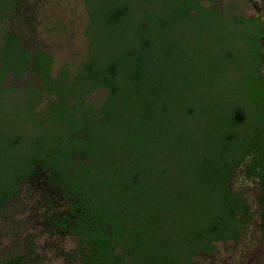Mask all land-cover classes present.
<instances>
[{
  "label": "trees",
  "instance_id": "trees-1",
  "mask_svg": "<svg viewBox=\"0 0 264 264\" xmlns=\"http://www.w3.org/2000/svg\"><path fill=\"white\" fill-rule=\"evenodd\" d=\"M24 1L13 0L4 15L5 40L16 58L6 76L26 78L25 85L37 86L38 99L27 107L38 131L30 141L22 132L8 133L2 140L6 147L20 151L13 164L0 163V215L23 192L32 203L30 210H38L43 230L72 238L74 247L62 253L64 264H194L195 256L213 255L218 243L239 241L257 214L264 237V75L260 71L264 21L260 15L230 13L247 27L242 39L250 42L254 57L252 72L246 77L248 107L236 105L222 120L233 128L223 138L224 152L216 157L204 155L202 171L184 172L179 181L185 185L178 186L165 165L161 172L166 180L149 174L154 162L145 161L148 133L141 120L155 121L157 113L152 109L138 112L132 132L125 138L130 149L124 152L132 157L130 163L104 151L110 146L106 136L119 117L114 99L126 82L140 92L147 62L144 53H151L155 38H162L178 19L223 20L228 12L204 0H171L165 18L169 20L160 14L145 17L136 25L134 37L122 42L123 46L120 42V53L111 55L110 47L116 48L120 41L115 31L123 34L127 20L133 21L132 6L113 0L98 11L91 0H84L88 12L86 59L68 85L62 83V68L53 74L52 53L31 48L20 32L5 24ZM100 27L111 36L102 39ZM7 77L3 79L5 88L22 87L6 84ZM102 88L107 89L104 100L98 105L90 103V92ZM128 89L126 99L134 95ZM42 104L46 109L40 112ZM193 113L192 107L186 109V114ZM55 119H64L65 124L58 127L65 131L47 129L46 124ZM249 122L253 123L251 138L246 132ZM185 158L182 167L190 163L191 158ZM237 169L257 188L251 200L242 189L232 187ZM190 182L197 186L190 188ZM21 242L0 252V264H29L36 246L33 235Z\"/></svg>",
  "mask_w": 264,
  "mask_h": 264
},
{
  "label": "rangeland",
  "instance_id": "rangeland-1",
  "mask_svg": "<svg viewBox=\"0 0 264 264\" xmlns=\"http://www.w3.org/2000/svg\"><path fill=\"white\" fill-rule=\"evenodd\" d=\"M112 1L91 0V6L101 11L104 5L108 7ZM121 1L130 3L134 17L132 22L127 20L123 34L115 31L120 41H117L116 48L110 47L111 55L120 53V42L122 45V42L131 40L136 25L145 17L160 14L165 19L169 16V6L173 4L171 0ZM204 1L209 6L215 5L220 11L228 12L226 17L223 20L206 17L178 19L162 38L155 32L157 37L153 51L144 53L147 62L140 92L131 82L124 83L123 92L114 99V110L119 117L116 127L110 129L106 136L110 146H103L104 151H110L114 159L130 163L133 159L124 152L130 149L125 138L132 132L138 112L144 113L146 108L154 110L157 113L155 121L141 120V124H144L141 127L148 133L145 161L154 162L149 174L166 180L167 175L161 172L165 165L169 168L170 178L178 186L185 185L179 181L184 172L202 171L200 160L204 155L216 157L224 152L223 138L233 128L222 124V120L233 113L236 105L245 104L248 107L246 77L252 72L254 57L250 42L242 39L247 27L230 13L260 15L264 21V0ZM11 2L13 0H0V163L6 160L8 164L17 160L16 154L20 149L6 147L2 141L6 140V135L22 132L28 135L27 141H30L38 131L33 112L27 107L38 99L34 89L37 86L25 85L26 78L6 76L8 67L16 64L12 48L6 43L3 26L4 15ZM87 21L84 0H26L15 15L6 18L5 24L8 29L20 32L31 48L52 53L53 74L62 68L65 72L62 83L69 85L74 82L75 74L79 73L83 59H86ZM99 29L102 39L111 36L107 35L104 27ZM150 54H153V61H150ZM4 77H7L6 84L22 87L16 90L5 88ZM128 88H132L134 95L126 99ZM106 95L107 89L102 88L90 92L87 98L90 103L98 105ZM188 107L194 109L193 114H186ZM44 109L43 104L38 107L40 112ZM63 120L50 121L46 124L47 129L56 133L65 131L58 127L65 124ZM249 123L246 132L251 138L253 123ZM186 156L192 161L187 160L190 163L182 167ZM250 183L249 179L241 176L239 169L233 174L232 187L242 189L249 200L257 191L256 186ZM190 184V188L197 186L192 182ZM31 205V201L21 192L0 215V252L5 248L10 249L13 242L20 244L22 238L33 235L36 246L35 253L29 256V264H64L62 253L74 247L72 238L43 230L38 210L31 211ZM259 221L260 215L257 214L239 241L218 243L213 255L195 256L194 264H264V237ZM36 254H40V257Z\"/></svg>",
  "mask_w": 264,
  "mask_h": 264
},
{
  "label": "flooded vegetation",
  "instance_id": "flooded-vegetation-1",
  "mask_svg": "<svg viewBox=\"0 0 264 264\" xmlns=\"http://www.w3.org/2000/svg\"><path fill=\"white\" fill-rule=\"evenodd\" d=\"M262 44H263V48H264V36L262 39ZM262 48V61H261V66H260V71L262 72V68L264 67V50ZM262 74L264 75V73L262 72Z\"/></svg>",
  "mask_w": 264,
  "mask_h": 264
}]
</instances>
